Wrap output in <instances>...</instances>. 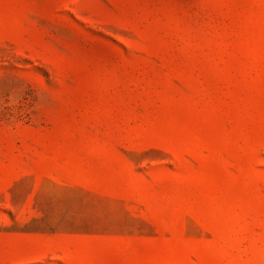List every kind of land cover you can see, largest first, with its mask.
Instances as JSON below:
<instances>
[{
	"label": "rangeland",
	"instance_id": "1",
	"mask_svg": "<svg viewBox=\"0 0 264 264\" xmlns=\"http://www.w3.org/2000/svg\"><path fill=\"white\" fill-rule=\"evenodd\" d=\"M0 264H264V0H0Z\"/></svg>",
	"mask_w": 264,
	"mask_h": 264
}]
</instances>
